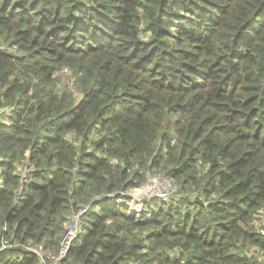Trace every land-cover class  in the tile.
Returning a JSON list of instances; mask_svg holds the SVG:
<instances>
[{"label": "trees", "instance_id": "obj_1", "mask_svg": "<svg viewBox=\"0 0 264 264\" xmlns=\"http://www.w3.org/2000/svg\"><path fill=\"white\" fill-rule=\"evenodd\" d=\"M3 109L0 241L58 251L84 209L66 264H264V0H0Z\"/></svg>", "mask_w": 264, "mask_h": 264}, {"label": "built area", "instance_id": "obj_2", "mask_svg": "<svg viewBox=\"0 0 264 264\" xmlns=\"http://www.w3.org/2000/svg\"><path fill=\"white\" fill-rule=\"evenodd\" d=\"M175 139L172 141V143H175ZM5 158L0 154V163L4 162ZM25 170L24 173H19V176L21 177V181L23 179L27 180V172H32L33 170L30 169V165L27 167V161H25V167L21 168L19 172H22V170ZM26 172V173H25ZM3 179L0 177V182H2ZM152 184V183H151ZM150 184V185H151ZM153 185V184H152ZM159 186V185H158ZM22 186H20V189L22 190ZM150 189V192L154 193V190L151 189V186L148 187ZM147 188V189H148ZM148 191V190H147ZM161 191V189H159ZM172 191V190H171ZM149 192V191H148ZM124 194V193H122ZM164 198H168L164 195ZM170 198V197H169ZM83 213L84 209L73 212L71 215L68 216L66 221L65 230L63 231L59 243V249L58 251H50L45 249L42 245H22L16 242H10L8 239H2L0 241V250H5L7 248L16 247L18 245H22L28 250L34 252L39 257V264H66L65 260L67 259V256L70 252V249L75 241V239L81 234L83 229ZM264 214V211H263ZM255 227L262 236H264V217L263 220H261V225H257L256 222V215H255ZM261 226L263 227L261 229Z\"/></svg>", "mask_w": 264, "mask_h": 264}, {"label": "rangeland", "instance_id": "obj_3", "mask_svg": "<svg viewBox=\"0 0 264 264\" xmlns=\"http://www.w3.org/2000/svg\"><path fill=\"white\" fill-rule=\"evenodd\" d=\"M175 9H178V7H174ZM182 13H184L182 11ZM188 17H191L190 14H187ZM173 29H175V27H173ZM56 75V89L55 92L60 93L62 89H67L72 93L73 98L77 101L80 100L82 97V94L80 92V90H78L75 87V76L72 74V72H70V70L66 67L60 69L57 71V73H55ZM69 92V93H70ZM9 114V112L5 109L1 110L0 113V119H2L3 121L7 120V115ZM24 169L22 170L21 173H24ZM26 173V172H25ZM29 174V172H27L26 176ZM25 179H23L22 181H24ZM149 181H152L151 185H147L148 187L151 186V189L154 190V193L152 192H148L150 190H148L147 195L140 198H137V194L135 192H131L130 194L133 196H136V198L139 200V210H142V204L144 203L143 200L144 199H153V198H161V199H166L164 198V195L167 196L168 198L172 196V193L176 191V186L173 184V182L169 181L168 179L164 178L163 175L158 174V175H154L153 177L149 178ZM148 181V182H149ZM159 185V186H158ZM146 186V187H147ZM147 187V188H148ZM146 188V190H147ZM159 189H161V191H159ZM172 190V191H171ZM156 195H162V196H156ZM155 196V197H153ZM148 199V200H149ZM134 207V206H133ZM264 214H263V209H260L257 213H256V222L257 225H261V220H263ZM263 227L261 226V229ZM264 256V253L261 252ZM262 259H264V257H262Z\"/></svg>", "mask_w": 264, "mask_h": 264}, {"label": "water", "instance_id": "obj_4", "mask_svg": "<svg viewBox=\"0 0 264 264\" xmlns=\"http://www.w3.org/2000/svg\"><path fill=\"white\" fill-rule=\"evenodd\" d=\"M29 164H30V156H28V158H27V167L29 166ZM21 177H22V176H20V178H21ZM151 183H152V181H149L147 185H150ZM20 186H22V181H21ZM147 187H148V186H147ZM147 187H146V188H147ZM147 190H150V189L148 188ZM149 192H150V191H149ZM156 196H162V195H156ZM153 197H155V196H153ZM149 198H150V197H149ZM149 198H148V199H149ZM146 200H147V199H144L143 202H145Z\"/></svg>", "mask_w": 264, "mask_h": 264}, {"label": "crops", "instance_id": "obj_5", "mask_svg": "<svg viewBox=\"0 0 264 264\" xmlns=\"http://www.w3.org/2000/svg\"><path fill=\"white\" fill-rule=\"evenodd\" d=\"M0 183H3V181H2V182H0Z\"/></svg>", "mask_w": 264, "mask_h": 264}]
</instances>
